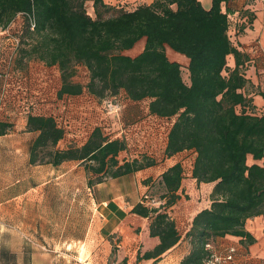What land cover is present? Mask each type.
Listing matches in <instances>:
<instances>
[{"label": "trees", "instance_id": "1", "mask_svg": "<svg viewBox=\"0 0 264 264\" xmlns=\"http://www.w3.org/2000/svg\"><path fill=\"white\" fill-rule=\"evenodd\" d=\"M86 1L0 0V27L18 16L24 23L18 32L19 46L8 45L3 56L16 64L12 69L27 71L30 61L56 66L61 78L58 98L68 95L74 104L84 99L77 98L84 92L86 101L101 103L105 114L106 123H95L80 144L82 120L64 123L62 115L29 111L27 131L37 133L30 162L58 165L80 160L90 187L154 165L156 158L128 144L127 128L134 121L123 116L126 102L149 101L148 114L170 124L165 157L194 151L193 179L213 186L210 203L197 211L185 234L190 250L180 264H206V244L218 237H238L246 247L255 243L246 224L264 214V112L255 109L246 91L250 80L243 66L248 56L230 37V12L223 8L228 0H212L210 9L200 0H153L133 10L93 0L95 16L88 13ZM142 38L146 42L139 54L124 53ZM167 45L189 58L188 81L182 64L168 57ZM79 66L87 69V82L75 79ZM8 69L0 67L4 75L0 90ZM259 94L264 97V91ZM109 104L118 109L111 111ZM12 127L0 120V136ZM69 132L73 142L59 148ZM249 156L261 162L249 164ZM181 161L150 184L160 185L159 199L145 195L132 208L150 219V236L159 238L142 256L156 259L155 263L182 238L167 210L181 198L179 190L186 178Z\"/></svg>", "mask_w": 264, "mask_h": 264}, {"label": "crops", "instance_id": "2", "mask_svg": "<svg viewBox=\"0 0 264 264\" xmlns=\"http://www.w3.org/2000/svg\"><path fill=\"white\" fill-rule=\"evenodd\" d=\"M87 1L95 14L93 0ZM103 1L116 8L133 10L153 0ZM200 1L206 9L211 8L212 0ZM223 8L230 12L229 34L234 45L248 56L243 66L245 76L250 80L246 91L252 97L255 109L264 112V97L259 94V91H264V1L228 0ZM23 24L22 16L10 24L15 35L21 31ZM0 39L2 45H5L1 50L4 56L8 51L6 45H12V40ZM228 66L231 69L235 67L233 54L228 56ZM12 68L7 70L0 90V120L13 124L8 133L0 136V264H58L57 256L60 254L71 250L83 254L89 246L87 240L92 238L93 241L102 236L108 238L116 232L123 235L121 245H118L120 249L111 259L112 242L106 239V257L102 264H180L190 250L185 234L197 213L191 215L188 209L182 208V195L178 202L167 209L175 219L182 238L155 263L156 259L142 256L154 248L159 238L150 236L149 218L132 212L134 205L142 199L133 200L127 191L118 192L117 188L111 187L115 182L138 174L151 180L146 184L149 187L165 170L180 160L186 178L187 175L192 177L196 153L183 151L165 157L170 124L163 118L148 114L149 101L128 100L123 116L134 121L127 128L128 144L134 146L136 152H146L156 158L154 165L90 187L86 168L80 160H67L58 165L32 164L30 147L37 133L27 131L29 111L35 114H54L56 117L62 115L64 123L82 120L83 128L80 130L81 135H78L80 144L86 141L95 123H106L102 121L105 114L101 111L100 102L91 104L86 101L87 94L84 92L77 96L84 99H78L80 102L74 104H70L68 95L58 98L61 78L56 66L46 67L41 62L32 61L27 71H15ZM16 124L22 125L21 131L16 129ZM73 139L69 132L58 147L66 148ZM187 155L191 159L185 158ZM178 156L182 158L164 166L167 161ZM254 162L261 161L249 156L248 163ZM186 178L179 190L180 194ZM202 184L205 185V193L209 195L212 184ZM106 185L111 186L110 190L102 195L100 190ZM87 204L91 208L101 206L102 210L107 207L106 216L97 215V208H94L93 214H87ZM181 220L185 221V225L181 226L183 230L179 226ZM246 228L256 238V242L247 248L251 263L264 264V214L250 218ZM136 229L140 233L133 235L132 231ZM239 240L238 237L225 236L218 237L215 242L242 244ZM90 249L95 254L98 252L96 246H90ZM76 259L77 264L82 263L79 256Z\"/></svg>", "mask_w": 264, "mask_h": 264}, {"label": "rangeland", "instance_id": "3", "mask_svg": "<svg viewBox=\"0 0 264 264\" xmlns=\"http://www.w3.org/2000/svg\"><path fill=\"white\" fill-rule=\"evenodd\" d=\"M85 6L87 8L88 13L89 14L92 13V16H95L92 6L88 1L85 2ZM106 15H110V14H106ZM145 42H146V38L140 39L131 49L125 50L124 53L132 55V56L139 54L143 50ZM3 45L0 39V67L2 69H5L7 67L11 68L13 65L15 66L16 64L12 62L13 64L12 65L10 64L9 60H6L5 58L2 57L3 54L1 53V50L5 46ZM6 46L8 47V45ZM166 53L171 60H175L182 64L183 78L185 81H188L189 78H188L187 65L189 63V58L185 54L175 51L168 45L166 46ZM31 62L32 61L28 62L27 67H29ZM50 74L53 75L52 72ZM75 79L80 80V82H83V83L87 82L89 79L87 69L83 66H79L78 76H76ZM22 128L23 127L21 124H16L17 130L21 131ZM189 155L191 156V154ZM189 155H187L185 158H189L190 157ZM180 158L182 157L178 156L174 159H170L169 161H167L166 164H164V166L174 163L175 160H178V159L180 160ZM186 172L189 173L187 168H186ZM146 181L147 179H144L143 176L139 174L131 175L130 177H127L125 180H120L118 183L115 182L112 187L109 185H106V187H102L103 189H101L100 192L103 195L105 194V192H108L110 190L109 187H111V189L117 188L118 192L127 191L129 193V196L133 200H137L138 198L143 199L145 195L152 196L156 199H159V197L162 194V189L160 185L158 184V182L153 184L151 187H147ZM205 192H206L205 185L199 184L196 180H193L190 175H187V178L185 180L184 189L181 193L182 198H183L182 208L185 210L188 209L190 214L193 215L198 210H200L202 207L207 206L210 203V201H209L208 193H205ZM92 208L87 204V214H93L94 208H97V210L95 211L97 215L100 216V214H103L104 216H106L107 207H103L104 208L103 210L101 206L100 207L92 206ZM102 218L104 219V217ZM103 224H104V221H103ZM184 225H185V221L181 220L179 222V226L181 230H183L181 226H184ZM138 233H140V230L136 229L132 231L133 235L138 234ZM122 238H123V235L120 234V232L113 233L108 238L105 236H102V238H96L95 240L93 239V241L91 238L87 240V245L89 246H87V249L83 254H78L77 252L71 250L69 253H64V254H60L59 256H57V260H58L57 262L58 264H77L76 258L77 256H79L81 258L80 259L82 262L81 264H102V262L104 261V258L106 257V253H105L106 245H107L106 239H110L112 242V245H111V248H112L111 259H112L114 257V254L117 253V250L120 249L118 245L119 244L121 245V242L123 240ZM90 246L91 247L96 246L98 249V252H96V254L92 252L90 249Z\"/></svg>", "mask_w": 264, "mask_h": 264}, {"label": "built area", "instance_id": "4", "mask_svg": "<svg viewBox=\"0 0 264 264\" xmlns=\"http://www.w3.org/2000/svg\"><path fill=\"white\" fill-rule=\"evenodd\" d=\"M264 1V0H262ZM34 21L31 22V27H34ZM0 38H8L12 40V45L17 48L20 44L19 35L13 33L12 27H0ZM4 75L0 71V80ZM111 111H116L118 105L109 104ZM248 247L237 243H207L206 249L209 255L206 259V264H252L251 256L247 250Z\"/></svg>", "mask_w": 264, "mask_h": 264}]
</instances>
